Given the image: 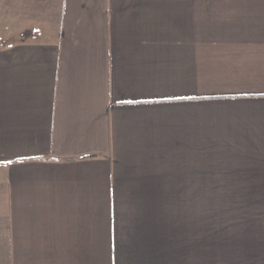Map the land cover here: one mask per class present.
I'll return each instance as SVG.
<instances>
[{"label": "crops", "instance_id": "1", "mask_svg": "<svg viewBox=\"0 0 264 264\" xmlns=\"http://www.w3.org/2000/svg\"><path fill=\"white\" fill-rule=\"evenodd\" d=\"M0 264H264V0H0Z\"/></svg>", "mask_w": 264, "mask_h": 264}]
</instances>
